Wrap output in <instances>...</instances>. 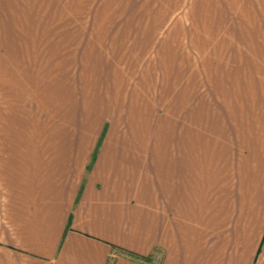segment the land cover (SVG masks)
<instances>
[{
  "label": "crops",
  "instance_id": "0c3cea01",
  "mask_svg": "<svg viewBox=\"0 0 264 264\" xmlns=\"http://www.w3.org/2000/svg\"><path fill=\"white\" fill-rule=\"evenodd\" d=\"M184 4L0 0V111L40 99L0 133V264H264V0L160 64Z\"/></svg>",
  "mask_w": 264,
  "mask_h": 264
},
{
  "label": "rangeland",
  "instance_id": "374dc122",
  "mask_svg": "<svg viewBox=\"0 0 264 264\" xmlns=\"http://www.w3.org/2000/svg\"><path fill=\"white\" fill-rule=\"evenodd\" d=\"M220 1L222 0H185V4L182 7V11L180 10L178 13L182 12L179 14V22L182 25H179L182 27V30H173V31H169L163 32V37H166L167 42L170 43V41H172V50L169 51L168 47L170 45H157L156 47H153L151 50L154 53V55H157V58H159V63L161 64V61L163 60V56L164 55H169L172 54L174 51L179 50L177 52H181L184 49V46H179L177 45L178 43H186V40L189 41V47H188V54L185 53V55H196V48L194 47V45L192 46L191 43H196V39L199 36V32L200 35H204L207 36V32L209 34L212 33V24H213V18H214V10H216V4H217V10L218 8L220 9ZM225 2H227V0H224ZM188 4V6H187ZM185 6L187 8H185ZM175 16V15H174ZM184 16V17H183ZM183 32V33H182ZM161 35H159L158 37H162ZM203 37V36H202ZM100 48L101 51L103 52H107L108 47H98ZM173 51V52H172ZM77 59V56L75 58V60ZM175 60H178L176 57H174ZM178 62V61H175ZM84 64V63H83ZM192 64L191 62H189V65ZM73 67L78 68V62L73 61L72 63ZM166 65L170 68L171 62L170 63H166ZM165 65V66H166ZM193 65V64H192ZM84 66V65H83ZM161 66V65H159ZM62 67H66L65 63H62ZM163 67V66H162ZM67 69H63L62 68V73H64V71H66ZM46 73V72H45ZM51 73V72H50ZM52 79L53 78H45V96H44V101H45V97H46V101L45 103H47L48 101H52L53 95H54V84L52 83ZM66 79H60L59 82H63ZM73 83L74 85L77 84V80L73 78ZM81 81V79H79V82ZM56 85V87L59 85ZM2 85V84H1ZM4 86V85H2ZM61 88L58 87V91H60ZM33 98V99H32ZM29 99V102H28ZM28 99L26 100L28 106H29V110L28 111H17V115L12 116V114L15 113V111H10L9 110H3L2 113L4 112L7 116H9L11 119H15V120H11V121H18V122H26L27 125H10V126H2L0 125V133H4V132H8V133H21V132H26V133H30V132H37L38 126L39 124L36 123V119L38 116V111L35 110L36 109V105L38 103V101H40V99H36V95H29ZM32 99V100H31ZM14 101L12 100L10 96H8L7 93L4 92V89L2 87H0V110L1 108L4 107V103L8 102V108L12 105H14ZM25 105V103L23 104ZM1 111H0V123L2 121V118L4 117V115H2ZM23 130V131H22Z\"/></svg>",
  "mask_w": 264,
  "mask_h": 264
}]
</instances>
